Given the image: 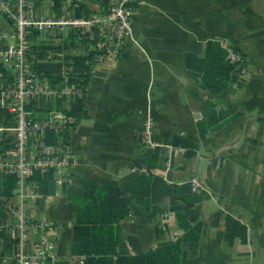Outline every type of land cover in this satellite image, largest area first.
Returning <instances> with one entry per match:
<instances>
[{
	"label": "crops",
	"instance_id": "1",
	"mask_svg": "<svg viewBox=\"0 0 264 264\" xmlns=\"http://www.w3.org/2000/svg\"><path fill=\"white\" fill-rule=\"evenodd\" d=\"M28 2L38 18H88L108 9V0H64L59 9L55 0ZM132 7V35L115 56L100 59L95 41L66 26L38 34L35 41L64 47L62 52L49 49L43 62L89 53L94 57L85 88L69 85L65 74L59 84L39 75L54 87L79 90L51 106L72 119L64 133L73 156L64 184L80 195L86 180L96 178L127 189L130 211L121 228L131 255L182 237L176 211L185 207L161 203L148 208L136 199L143 195L134 193L132 186L152 175L178 188L189 185L202 198L189 210V218L204 223V235L198 255H185L181 264H246L258 254L254 232L261 229L264 216V0H136ZM13 34V24L0 14V47L12 45ZM212 43L226 52L227 59L229 49L239 56L229 87L217 95L202 80ZM30 66L38 74L33 61ZM83 91L85 106L76 118L70 111ZM148 119L154 121L157 141L183 149L174 154L169 171L164 167L166 148H149L143 142ZM203 124L207 132L200 129ZM178 137L190 138L191 145H175ZM53 178L54 195L28 202L30 219L48 224L50 232L33 235L23 249L44 252L41 264H85L83 255L71 251L77 205ZM193 178L202 183L199 192L192 188ZM252 197L255 203L249 200ZM6 199L0 198V264H17L18 235L4 228ZM218 213L246 225L247 242L228 243L224 216L215 225Z\"/></svg>",
	"mask_w": 264,
	"mask_h": 264
},
{
	"label": "built area",
	"instance_id": "2",
	"mask_svg": "<svg viewBox=\"0 0 264 264\" xmlns=\"http://www.w3.org/2000/svg\"><path fill=\"white\" fill-rule=\"evenodd\" d=\"M135 2L108 0L105 14L64 20L35 17L28 0H0V14L13 24L15 39L12 45L0 47V68L4 70L3 74L0 73V173L16 177L14 195L5 200L8 219L4 228L18 235L20 251L17 264H41L46 259L44 252L23 249L33 235L50 232L48 224L32 221L28 215L30 200L46 198L39 185L30 179L34 172L52 171L57 183L64 184L73 159L64 133L67 127H71L72 119L51 106L53 101L64 100V96L79 94L77 89L54 87L31 70L30 52L36 41L35 34L46 35L66 26L95 41L100 59L115 56L132 35V5ZM229 60L232 63L239 61L233 49H229ZM41 110L51 113L43 115ZM154 132V121L148 119L142 132L143 142L149 148H166L164 167L169 171L174 154L183 149L160 143ZM191 185L195 192L203 189L198 178H193ZM179 238L173 236L172 240Z\"/></svg>",
	"mask_w": 264,
	"mask_h": 264
},
{
	"label": "trees",
	"instance_id": "3",
	"mask_svg": "<svg viewBox=\"0 0 264 264\" xmlns=\"http://www.w3.org/2000/svg\"><path fill=\"white\" fill-rule=\"evenodd\" d=\"M63 1L55 0V8L59 9ZM79 13L80 11L77 14ZM35 35L37 40L38 34ZM74 36L72 34V38H75ZM49 49L54 52L64 51V47H46L34 43L31 46L30 63L34 62L38 75L52 81L53 84H59L63 82V74H65L69 77V85L78 84L81 88H85L91 76L93 54L89 53L87 57L66 56L63 61L54 58L52 61L43 62L48 56ZM207 57L202 70V80L206 89L211 94L217 95L229 87L236 65L227 59L226 52L216 43L209 45ZM84 106L83 91L82 96L73 102L70 114L79 117ZM200 129L202 132H207L205 124L201 125ZM189 139L178 137L174 139V144L188 147L189 144L191 145ZM153 158H150V162L155 161ZM53 176L52 171L34 172L30 180L39 185L40 192L44 196H50L57 192ZM16 185L15 176L0 173V198L10 199L14 195ZM62 189L77 205L71 251L72 254L83 255L85 264H181L185 255L190 258L198 255L204 235V223H193L189 218V210L202 198L193 194L189 185L178 188L152 175L141 177L137 185L132 186L134 193L141 192L143 195L142 198L136 199L144 202L148 208L161 203L185 206L183 210L176 211V219L184 235L138 255L130 254L122 234V221L128 217L130 211L128 191L125 187L112 180L96 178L86 180L81 195L72 192L66 184H63ZM223 216L221 213L217 214L216 226ZM224 220L225 239L228 243L232 244L236 239L247 242L246 225L231 217L224 216Z\"/></svg>",
	"mask_w": 264,
	"mask_h": 264
},
{
	"label": "rangeland",
	"instance_id": "4",
	"mask_svg": "<svg viewBox=\"0 0 264 264\" xmlns=\"http://www.w3.org/2000/svg\"><path fill=\"white\" fill-rule=\"evenodd\" d=\"M46 39H49V37H47ZM34 44H36V43L34 42ZM60 142H61V139H60ZM241 186L242 185H240V187ZM228 189H230L229 186H228ZM249 200L252 201V202L255 201V199H253V197L250 198ZM257 211L259 212V210H257ZM256 217L257 216H255V218ZM261 219H262V223H263L261 225V229L254 232V240H255L254 241L255 242L254 248H255V251L258 252V254H256L255 258L251 259L250 262L247 261L246 264H264V216L263 215L261 216L260 220Z\"/></svg>",
	"mask_w": 264,
	"mask_h": 264
}]
</instances>
